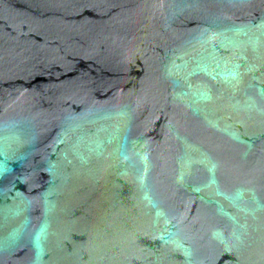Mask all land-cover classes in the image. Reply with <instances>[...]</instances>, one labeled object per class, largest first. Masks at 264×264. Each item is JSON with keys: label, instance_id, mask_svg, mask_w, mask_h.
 I'll use <instances>...</instances> for the list:
<instances>
[{"label": "water", "instance_id": "1", "mask_svg": "<svg viewBox=\"0 0 264 264\" xmlns=\"http://www.w3.org/2000/svg\"><path fill=\"white\" fill-rule=\"evenodd\" d=\"M0 264H264V0H0Z\"/></svg>", "mask_w": 264, "mask_h": 264}]
</instances>
